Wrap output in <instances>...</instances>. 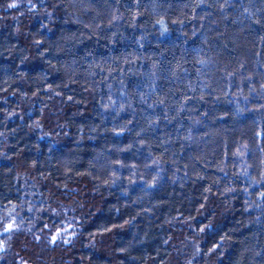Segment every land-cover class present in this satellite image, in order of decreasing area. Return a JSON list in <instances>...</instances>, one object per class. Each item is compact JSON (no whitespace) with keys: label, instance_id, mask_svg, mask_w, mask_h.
I'll use <instances>...</instances> for the list:
<instances>
[{"label":"trees","instance_id":"obj_1","mask_svg":"<svg viewBox=\"0 0 264 264\" xmlns=\"http://www.w3.org/2000/svg\"><path fill=\"white\" fill-rule=\"evenodd\" d=\"M0 264H264V0H0Z\"/></svg>","mask_w":264,"mask_h":264},{"label":"snow or ice","instance_id":"obj_2","mask_svg":"<svg viewBox=\"0 0 264 264\" xmlns=\"http://www.w3.org/2000/svg\"><path fill=\"white\" fill-rule=\"evenodd\" d=\"M12 7H15L16 5L15 4H13V5H11ZM9 227H11V226H9Z\"/></svg>","mask_w":264,"mask_h":264}]
</instances>
